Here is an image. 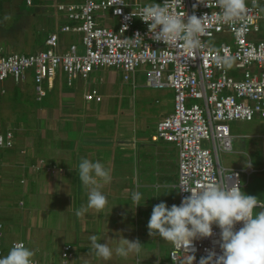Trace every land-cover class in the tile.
Instances as JSON below:
<instances>
[{
	"label": "built area",
	"instance_id": "2783aa9c",
	"mask_svg": "<svg viewBox=\"0 0 264 264\" xmlns=\"http://www.w3.org/2000/svg\"><path fill=\"white\" fill-rule=\"evenodd\" d=\"M151 2L84 0L80 4L55 6L68 23L46 38L43 50L31 55L7 54L0 47V83L8 79L23 82L32 71L37 100L41 102L48 95L45 83L53 81L59 71L65 74L69 87L77 80H88L101 68L120 71L125 81L143 71L149 89L175 93L174 112L158 123L152 141H163L178 149L177 188L181 183L192 187L238 184L243 190V174L250 179L257 171L252 167L227 171L220 165V154L233 152L231 124L264 118V40L251 39L261 33L264 0H247L250 11L240 37H236L232 26L213 16L205 25L201 51L191 56L179 48L155 42L147 35V24L131 17L133 7ZM194 4L196 0H174L173 10L180 15L201 17L220 11L205 5L194 9ZM27 5L32 6L33 0H27ZM137 33L144 41L131 40ZM64 34L80 36L82 51L72 45L67 52H60V35ZM219 36H227L232 43L218 44ZM85 100L100 103L103 99L98 90H92ZM203 142L211 143L212 149L204 148ZM15 145V131L0 125V151L12 150ZM186 195L189 193L179 191V205ZM258 204V208L264 207ZM213 232L212 237L194 242L196 264L210 251L219 254L220 229L214 226ZM3 238L4 225L0 222V256H4ZM71 252L72 247H66L63 257H72ZM188 256L186 250L172 245L169 261L158 264H188Z\"/></svg>",
	"mask_w": 264,
	"mask_h": 264
},
{
	"label": "crops",
	"instance_id": "0c3cea01",
	"mask_svg": "<svg viewBox=\"0 0 264 264\" xmlns=\"http://www.w3.org/2000/svg\"><path fill=\"white\" fill-rule=\"evenodd\" d=\"M23 1L27 5V0ZM45 1L51 7L56 6L54 4L56 0ZM50 18L45 22L49 27L44 41L41 42L42 46L50 34L57 32V26L55 23L52 24ZM67 23L68 20L64 15L59 29ZM261 34L264 40V22L261 23ZM65 35L72 36L74 42L68 44ZM256 35L258 34L252 35L251 39L254 40ZM60 37V52H67L72 45H78L82 51L80 36L64 34ZM140 75L145 73L139 71L129 81H125L120 71L101 68L91 74L88 80H77L72 87H69L65 74L59 71L53 81L45 83L48 93L45 102L37 100L32 71L23 82L16 83L12 79L16 85H30L36 103H45V105H41L39 109L32 106L20 107L17 109L19 113L15 109L16 115L12 118L11 127H15L16 145L9 151L16 150V154L9 162L4 163L2 159L0 163V166H4L2 168L13 169V173L4 175L2 180L12 183L17 176L20 185L32 186L33 193L37 197L55 198L50 210L59 212L61 218L64 216L65 220L63 223L59 217L55 226H52L49 219L52 212H49L45 225L43 220L35 219L32 223V227L35 228L34 234L28 231L26 239L13 242L14 244L22 241L31 248L35 252L36 263L100 264L102 260L95 258L89 252L91 235L99 236V242H107L110 246L117 243L115 239L120 235L135 241L139 239L137 233L142 232L144 241L152 239L148 234V224L141 227L145 217L138 218L136 215L138 208L133 210L129 204L132 202L131 194L135 188L132 166L136 162L137 165L139 164L138 167H141L143 177H146L142 172L145 171L146 175L155 176L158 180L162 179L163 171L166 172L169 167L175 166L178 170V149L163 141L158 143L152 141L158 123L174 112L175 99L172 102L171 93L174 91L157 90L161 92L157 95V104L160 105L158 122L154 127L147 125L145 116L143 117L146 115V109L142 110L146 104L139 106L141 103H146L147 96H131L138 90L149 89L140 81ZM92 90L99 91L102 102L85 100V95ZM5 94L6 91L2 90V95ZM10 105L11 102L8 107L12 112ZM257 118L264 120L261 117ZM233 124H231V133L236 139L239 135H233ZM7 151H0V154ZM84 158L99 160L110 168L112 179L102 189L109 199L106 209L100 213L90 210L77 217L76 211L87 202V189L80 184L75 170L79 161ZM146 162L149 166L147 165L148 168L144 170ZM161 167L166 168L162 170ZM145 180L147 185L139 186L149 189L154 187L148 179ZM2 190L4 188L0 187V199L4 197ZM21 205L25 206L23 203ZM36 213L38 212H35L34 216ZM44 214L47 215L46 211ZM157 244L160 249L161 240ZM66 247H72V257L67 259L63 257ZM151 247L144 242L143 256L140 258L143 260L142 264L160 263L159 259L154 258L155 249L152 250ZM171 249L172 244H169L168 256ZM103 263L138 264V258L122 259L114 256L112 260Z\"/></svg>",
	"mask_w": 264,
	"mask_h": 264
},
{
	"label": "clouds",
	"instance_id": "9594fccd",
	"mask_svg": "<svg viewBox=\"0 0 264 264\" xmlns=\"http://www.w3.org/2000/svg\"><path fill=\"white\" fill-rule=\"evenodd\" d=\"M174 0H163L158 3L136 5L131 17L138 18L148 26V37L167 47L179 48L186 56L199 53L202 49V37L206 35L205 25L213 16H218L221 23L233 27L236 37H240L246 29V16L249 13L247 0H213V3L196 0L198 5L218 7V13L211 16L204 14L180 15L173 10ZM239 24V27H235ZM134 42L144 41L139 33ZM227 63V61H225ZM251 161L246 167H251ZM80 184L87 189V202L76 211L79 217L90 210L100 213L109 203L102 191L111 182V169L99 160L81 159L75 169ZM189 195L184 196L180 205L171 207L166 202L153 206L148 221V234L182 248L189 253L188 264H196L194 242L210 238L214 235V226L220 229L219 254L210 251L199 264H264V210L256 211L260 205L258 198L245 193L238 184H207L185 186L183 183L176 189ZM158 197V196H157ZM140 191L131 194L133 210L143 206ZM238 225H241L237 228ZM100 237H89V252L97 259L110 261L113 257L143 260V244L139 239L133 241L118 236L117 243L99 242ZM35 252L24 242H15L7 255L0 256V264H36Z\"/></svg>",
	"mask_w": 264,
	"mask_h": 264
},
{
	"label": "rangeland",
	"instance_id": "374dc122",
	"mask_svg": "<svg viewBox=\"0 0 264 264\" xmlns=\"http://www.w3.org/2000/svg\"><path fill=\"white\" fill-rule=\"evenodd\" d=\"M148 0H143L147 2ZM162 1V0H158ZM84 0H56L55 5L59 4H77L82 3ZM51 17L52 24H56L57 32L60 30L59 25L64 15L59 13L55 6L51 7L45 0H34L33 6L26 5L23 0H1L0 1V47H2L7 54H23L30 55L40 52L44 49L41 42L44 41L49 24L45 23L48 18ZM263 34V33H262ZM262 34L256 35L255 42H260ZM68 44L72 42V36H64ZM218 44L232 43V40L227 36H219L217 38ZM142 83L146 84V76L140 75L139 77ZM30 85H16L12 79L6 80L0 83V125L5 128H11L12 118L16 115L14 112L20 107H35L39 109L41 105L45 103H36L34 93L29 88ZM27 89V90H25ZM2 90L6 91L5 95H2ZM24 90V92H23ZM161 93L157 90L142 89L132 95H146V104L142 110L146 109L145 122L147 125L154 127L157 124V116L160 111V105L157 104L158 94ZM163 93V92H162ZM174 93H171V100L174 101ZM11 102L12 112L9 110V104ZM45 102V100H44ZM142 107V106H140ZM146 107V108H145ZM140 111V110H139ZM11 113V115H10ZM235 127V128H234ZM233 135L237 134L239 137L234 139L232 153H221L220 163L223 169L227 171L239 170L245 171L249 167H246V162L251 161V164L257 174L253 175L250 179L246 174H243L241 183L243 191L249 195L258 198V203L264 205V120L258 118L254 122L244 123L238 122L232 125ZM18 134V133H17ZM156 134V133H155ZM172 147V145H171ZM203 147L212 149V144L209 142H203ZM16 154V150L7 151L0 154L4 163L9 162L10 158H13ZM153 156V154H151ZM149 163L146 162L144 170H146ZM139 165V164H138ZM136 162L132 166V177L135 181L134 191H140L143 194V199L140 203L143 206L138 207L136 215L138 218L145 217L143 225H147L150 219L153 206L160 202H166L169 207L173 204L179 205V191L176 190L179 180V173L175 166L169 167L166 172L163 171L161 180H158L155 176H150L147 172L142 171L146 177L141 174V167H138ZM143 166V165H141ZM149 166V165H148ZM0 166V187L2 190L3 198L0 199V222L4 225V238H3V251L7 255L9 249L12 247L14 241L26 239L29 233L34 234L32 223L39 219L45 220L49 217V212H52L50 208L55 202V198H43L36 196L33 193L32 186L20 185V179L16 176L12 183L2 180V177L7 174H12L13 169L2 168ZM166 167H161L165 169ZM158 169V168H157ZM148 179L149 183H152L154 187L151 189L141 187L139 185L146 184ZM137 179V181L135 180ZM138 186V187H137ZM158 196V197H157ZM21 203L25 206L22 207ZM47 215H45V211ZM49 210V211H48ZM264 210L263 208H257L256 211ZM35 212L36 215L34 216ZM44 212V213H43ZM43 214V215H42ZM42 216V218H41ZM129 216V215H127ZM61 218L59 212H52L50 214V224L55 226L57 219ZM56 219V220H55ZM78 219H75L77 221ZM64 223V216L61 218ZM140 242L144 245L147 242L151 249H155L153 255L160 262H168L169 256L167 254V248L170 243L161 240V248H158V238H152L150 241H144L145 237H142V232L137 233ZM100 264H104L103 260Z\"/></svg>",
	"mask_w": 264,
	"mask_h": 264
}]
</instances>
